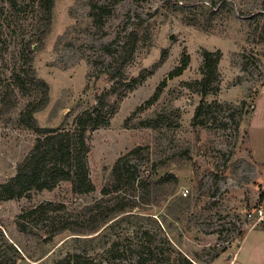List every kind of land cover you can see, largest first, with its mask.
<instances>
[{"label": "rangeland", "instance_id": "rangeland-1", "mask_svg": "<svg viewBox=\"0 0 264 264\" xmlns=\"http://www.w3.org/2000/svg\"><path fill=\"white\" fill-rule=\"evenodd\" d=\"M90 1L56 0L44 37L37 0H18L19 11L6 5L0 10V94L10 87L29 44L35 74L49 86V102L35 114L38 125L72 128L73 115L94 105L102 91L115 86L120 95L121 83L156 67L131 91L112 96L115 110L108 124L88 134L93 191L74 193L62 182L0 203V264H214L225 259L236 250L240 233L250 229L246 212L264 204V182L248 147V130L256 148L262 150L264 141V0H93L111 3L100 26L93 25ZM131 31L137 33L132 58L120 76L109 80L106 73ZM203 50L220 52L219 85L204 98L208 113L194 120ZM183 52L188 66L169 77ZM161 82L153 103L125 125ZM13 91L15 105L0 114V184L15 174L36 139L18 114L38 91ZM135 147L140 153L129 156V170L142 176L155 166L149 184L129 183L103 196L114 161ZM169 175L176 181L165 180ZM117 199L137 206L89 235L64 231L44 242L43 220L33 233L19 231L15 223L22 211L52 201L63 206L56 213L82 224L94 204Z\"/></svg>", "mask_w": 264, "mask_h": 264}, {"label": "trees", "instance_id": "trees-1", "mask_svg": "<svg viewBox=\"0 0 264 264\" xmlns=\"http://www.w3.org/2000/svg\"><path fill=\"white\" fill-rule=\"evenodd\" d=\"M55 1L37 0V9L39 11L37 24L43 27L42 37L50 31L52 9ZM5 5L9 10L15 9L19 11V7L21 8L23 4L18 3V0H0V10H3ZM110 6L111 3L90 1L89 15L92 18L93 25L100 26L104 23V17L110 13ZM136 45L137 33L131 31L124 44L120 46V50L114 60L115 66L109 73H106L109 80H113L121 75L123 67L131 60ZM25 48L26 54L21 53L22 56L20 57L18 69L15 68L12 71L10 87L6 88L0 94V114L4 113L5 109H9L15 105V100L11 99L12 95H14V89L18 90L21 95H25L28 92V87L35 88L38 91L37 98L27 103L19 112L18 121L21 125L33 132L36 135V139L30 152L18 164L15 174L0 184V203L21 197H28L32 191L52 190L62 182L68 183L71 191L74 193L91 192L94 190V185L89 179L86 165V154L90 149L87 142L88 134L108 124L115 110L116 99L111 101V97L115 96L118 98L134 89L153 73L156 64L151 68L140 70L136 76L127 82L121 83L120 85L121 87L123 86V90L120 95L116 92L115 86L98 94L95 98L96 103L94 105L88 106L73 115L71 119L72 128L41 127L37 123L35 114L47 106L49 102V86L35 74L32 65V49L30 45L26 44ZM201 56L202 65L200 71L202 78L197 82L200 88L201 100L194 111V120L208 113L210 106L207 105L204 98L210 93H215L219 85L217 65L220 59V52L203 50ZM189 61V55L183 52L179 65L170 71L168 76L180 75L188 66ZM164 83L161 82L156 88V93L133 111L126 119L125 125H127V121L133 115L143 111L153 103ZM141 125L144 124L142 123ZM140 149V147H135L116 158L111 166L109 179L100 190L103 196L119 192L129 183L134 184L137 182L139 186L149 184L156 170L155 166L143 170L142 176L136 172H130L128 167L129 156L139 154ZM165 180L175 182L176 178L169 175ZM260 198H264V192L260 193ZM122 200L117 199L110 205L99 202L92 207L90 206L89 218L82 223L84 227H81L82 224L79 222L67 219V217H62L60 213H56L63 206L52 201L43 202L28 210L22 211L16 216L15 223L19 231L33 233L35 224L39 220H43L45 224L41 226L43 233L41 236L44 238V242H49L53 237L64 231H69L73 234L89 235L95 233L114 216L132 210L137 206L134 202L129 203L123 202ZM240 234L243 236L242 232ZM74 256H68L67 259L71 257L75 258Z\"/></svg>", "mask_w": 264, "mask_h": 264}, {"label": "crops", "instance_id": "crops-1", "mask_svg": "<svg viewBox=\"0 0 264 264\" xmlns=\"http://www.w3.org/2000/svg\"><path fill=\"white\" fill-rule=\"evenodd\" d=\"M264 132V127L262 128ZM262 150L252 141L248 130V147L252 160L256 164L259 181L264 182V141ZM255 146V147H254ZM264 192V184L262 185ZM264 202V198L262 199ZM229 256V257H228ZM214 264H264V226L249 229L241 237L234 252L226 254L225 259H217Z\"/></svg>", "mask_w": 264, "mask_h": 264}, {"label": "built area", "instance_id": "built-area-1", "mask_svg": "<svg viewBox=\"0 0 264 264\" xmlns=\"http://www.w3.org/2000/svg\"><path fill=\"white\" fill-rule=\"evenodd\" d=\"M245 220L248 221L250 229L264 226V204L258 203L248 210L245 214ZM240 241L241 238L237 240V243H240Z\"/></svg>", "mask_w": 264, "mask_h": 264}, {"label": "water", "instance_id": "water-1", "mask_svg": "<svg viewBox=\"0 0 264 264\" xmlns=\"http://www.w3.org/2000/svg\"><path fill=\"white\" fill-rule=\"evenodd\" d=\"M229 257V256H228Z\"/></svg>", "mask_w": 264, "mask_h": 264}]
</instances>
